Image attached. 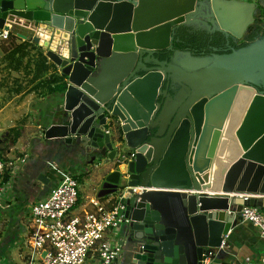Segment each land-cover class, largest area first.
<instances>
[{"label":"water","instance_id":"water-1","mask_svg":"<svg viewBox=\"0 0 264 264\" xmlns=\"http://www.w3.org/2000/svg\"><path fill=\"white\" fill-rule=\"evenodd\" d=\"M199 4L0 0V28L23 20L66 34L56 49L17 34L45 43L65 86L44 115L49 151L91 163L135 151L124 195L127 264H201L206 248L226 243L244 205L264 212V38L224 54L174 51L175 28L194 24ZM209 6L226 35L242 38L254 22L255 3ZM162 50L175 52L170 61L156 57ZM50 163L32 177L43 196L54 183ZM121 177L115 170L107 180Z\"/></svg>","mask_w":264,"mask_h":264},{"label":"crops","instance_id":"crops-1","mask_svg":"<svg viewBox=\"0 0 264 264\" xmlns=\"http://www.w3.org/2000/svg\"><path fill=\"white\" fill-rule=\"evenodd\" d=\"M14 28V34L38 35L41 38H43L42 33L49 34L50 39L43 38L42 43L49 41L47 45L55 49L59 47L60 40L66 35L59 30L51 34L52 28L44 25L33 29L25 23L23 26L17 24ZM24 41L32 40L19 37L3 46L0 44V153L6 162L25 158L24 162H18L20 165L18 171L5 184L0 200V256L2 255L4 259H0V264H29L30 262L27 220L30 217L31 205L47 197L52 189L43 196L39 192L42 184L37 178L32 180L38 169L48 174L47 168L43 169L41 166L43 161L45 164L55 163L54 165L64 171L75 174L79 183V200L72 213L76 215L94 211L95 206L92 200L109 205V197L114 192L124 190V184L128 179L127 166H118L114 161L95 168L89 156L75 159L72 156L58 155L49 151L48 140L44 137L42 126L45 113L47 114L53 103L58 101L59 93H49L47 88L41 85L38 87L37 84L45 78H50L52 74L61 81L60 68L49 59L48 63L51 65L49 72L34 79L33 62L38 60L40 53L38 47L43 49L45 55L47 49L44 47L45 43L40 45L32 41L34 48L28 49L24 56L19 53L12 54L15 45ZM30 90L36 93V96L28 95L24 100V95ZM24 109L28 111L25 112ZM51 168L50 166L49 169ZM115 170L121 172L125 180L124 184H121L122 177L119 184L107 180V177ZM52 177L53 186H56L60 176L54 174ZM188 193H197V191H188ZM198 193L215 194L208 191ZM229 196H235V194ZM252 196L259 197V195ZM226 245L214 264H259L264 256V237L252 223L244 220L231 229ZM34 264H39V261L35 260ZM118 264H127L124 254Z\"/></svg>","mask_w":264,"mask_h":264},{"label":"built area","instance_id":"built-area-1","mask_svg":"<svg viewBox=\"0 0 264 264\" xmlns=\"http://www.w3.org/2000/svg\"><path fill=\"white\" fill-rule=\"evenodd\" d=\"M10 29L0 28V44L8 41L15 30V25L30 23L23 20L8 21ZM7 24V23H6ZM111 119L108 118V122ZM110 126L106 132H110ZM135 151H119L114 159L118 166L128 165ZM17 161L6 162L0 153V200L5 184L16 174ZM54 174L60 181L53 186L47 197L31 205L28 221V247L30 262L39 264H118L123 255L125 240L117 239L118 232L130 222L126 216V188L109 197V205L92 200L94 211L83 215L73 214L79 200V183L75 174L64 171L55 163H50ZM134 193H140V187H133ZM242 220L252 223L264 237V212L258 207L244 205L240 211ZM226 238V237H225ZM226 243L220 247H209L203 252L201 264H214ZM259 264H264V256Z\"/></svg>","mask_w":264,"mask_h":264},{"label":"trees","instance_id":"trees-1","mask_svg":"<svg viewBox=\"0 0 264 264\" xmlns=\"http://www.w3.org/2000/svg\"><path fill=\"white\" fill-rule=\"evenodd\" d=\"M259 24H261L260 22H258ZM180 28H178V32L176 34V36L174 37L173 40V46L176 50H182V51H195L197 52L195 55H201L202 51L204 50V48H206L208 46V42L211 41V39L214 41H212L211 45H221L223 46L224 44H222V42L225 41V36L222 33H218L217 36L215 38L211 37V35L207 34L205 31H191L192 28L189 26H184L181 25L179 26ZM259 31H262L263 36H264V24H261L258 27V30L256 33H258ZM19 38L18 35L15 33L11 34V37L8 41H4L1 43V46H3L4 44H6L7 42L13 41L15 39ZM250 41L255 39V35L250 36ZM209 40V41H208ZM249 44H243V45H238L235 48L239 49L242 48L244 46H247ZM34 48V43L31 41H24L21 44L15 45L12 54H16L19 53V55L24 56L27 53L28 49ZM39 55H38V60H36L35 62H33L34 64V68H35V74H34V79H38L39 77L45 75L46 73L49 72L51 65L48 63L49 58L44 54V51L41 47H39ZM171 54V52L169 51H164L161 52L159 54V57L161 59H168L169 55ZM205 54V53H203ZM207 54V53H206ZM58 77L56 75H51L50 78L48 79H44L40 82V84H37L38 87H40V85L42 87L47 88V90L49 91V93H58L59 91H61L65 86L64 85H60L58 84Z\"/></svg>","mask_w":264,"mask_h":264},{"label":"flooded vegetation","instance_id":"flooded-vegetation-1","mask_svg":"<svg viewBox=\"0 0 264 264\" xmlns=\"http://www.w3.org/2000/svg\"><path fill=\"white\" fill-rule=\"evenodd\" d=\"M199 1H200L199 8L200 7H207V9L205 8V12L201 15L199 22H197V23L195 22L197 25L196 24H181V25H184V26L186 25L188 27L190 26L192 28V30H191L192 32L193 31H202V32L205 31L207 34L211 35V37H213V38H215L218 33H222L225 36V41L222 42V44H224L223 46L211 45L213 40L212 39H211V41L208 40L209 41L208 46L206 48H204L201 55H199V56L212 55L214 53H219V54L229 53L233 49H236L235 47L238 45H243V44H246L248 42H249V44H251L252 42H254L256 40L264 38L262 31H259L258 33H256L258 30V27L261 24H264L263 21H261V18H262L261 16L264 15V0H238V1H242V2H249V3H255L256 4V8H255V12H254V22L248 26V28L245 31L242 38H236L232 35H226L224 32L215 29V27H214L215 25L211 21V18L213 16L212 17H206L205 16L206 15L205 13L208 9H210V12L212 13L211 8L208 5L210 0H199ZM205 1H207V2H205ZM258 22H260L261 24H259ZM181 25H178L175 28L173 40H174V37L176 36V34L178 32V28H180L179 26H181ZM253 35H255V39L250 41V39H251L250 36H253ZM172 46H173V41H172ZM173 49H174V51H177L174 48V46H173ZM164 51H169V50L159 51L156 54V57L160 58L159 54L161 52H164ZM174 51H169V52H171V54L169 55L168 59H161V58L160 59L170 61L172 59V57L174 56V53H175ZM179 51H182V50H179ZM183 52H185V51H183ZM190 52L192 54L197 53L195 51H190ZM203 53H205V54H203ZM261 89L264 90V86H262Z\"/></svg>","mask_w":264,"mask_h":264},{"label":"rangeland","instance_id":"rangeland-1","mask_svg":"<svg viewBox=\"0 0 264 264\" xmlns=\"http://www.w3.org/2000/svg\"><path fill=\"white\" fill-rule=\"evenodd\" d=\"M205 2H207V1H205ZM208 5H209V3H208ZM205 8L207 9V7H200V8H198V13L196 14V20H197V21H195L196 23L199 22V19L201 18V15L205 12ZM205 14H206V15H205L206 17H212V13L210 12V9H208V10L206 11ZM261 17H262V18H261V21H263V23H264V15H262ZM195 22H194V24H196ZM196 25H197V24H196ZM198 26H199V25H198ZM38 48H39V47H38ZM28 95H35V96H36V93L32 92L31 90L28 91V92L24 95V97H25L24 100L26 99V97H27ZM4 99H5V98H4ZM24 111L26 112V111H28V109H24ZM101 159H102V160H101ZM113 161H114V160H108L107 157H105V158H98V159H96V160L92 163V165H93V167L98 168V167H100V166H102V165H104V164H107V163H109V162H113ZM124 181H125V180H124V178H123V176H122L121 184H124V183H125ZM124 186H125V184H124ZM114 194L116 195V192H114ZM116 238H117V239L122 238V235H121L120 232H118ZM0 259L4 260L2 255L0 256Z\"/></svg>","mask_w":264,"mask_h":264},{"label":"bare ground","instance_id":"bare-ground-1","mask_svg":"<svg viewBox=\"0 0 264 264\" xmlns=\"http://www.w3.org/2000/svg\"><path fill=\"white\" fill-rule=\"evenodd\" d=\"M42 36H43V38H46V39H48V40L50 39V38H49V37H50L49 34H44V33H42ZM43 38H42V39H43ZM45 41H46V40H45ZM48 42H49V41H48ZM56 43H57V42H56ZM56 43H55V44H56Z\"/></svg>","mask_w":264,"mask_h":264}]
</instances>
